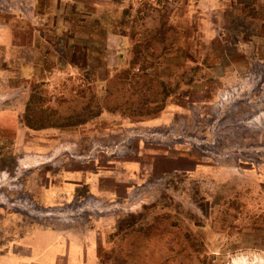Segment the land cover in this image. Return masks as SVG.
I'll return each mask as SVG.
<instances>
[{
  "label": "rangeland",
  "instance_id": "obj_1",
  "mask_svg": "<svg viewBox=\"0 0 264 264\" xmlns=\"http://www.w3.org/2000/svg\"><path fill=\"white\" fill-rule=\"evenodd\" d=\"M4 96L0 264L264 260V0H0Z\"/></svg>",
  "mask_w": 264,
  "mask_h": 264
},
{
  "label": "bare ground",
  "instance_id": "obj_2",
  "mask_svg": "<svg viewBox=\"0 0 264 264\" xmlns=\"http://www.w3.org/2000/svg\"><path fill=\"white\" fill-rule=\"evenodd\" d=\"M247 107L250 109V108H253L254 106L253 105H250V104H247ZM230 113L232 114V116H234V115H237V114H239V110L237 109V108H233V109H231L230 110ZM216 117V116H215ZM232 118V117H231ZM214 119V118H213ZM208 121V120H207ZM235 125H237V126H233L234 127V129L233 130H231L230 132H233L234 133V138L233 139H238L239 137H240V135L243 133V130L244 129H246L244 126H243V124H242V122L240 121V123L238 122V123H236ZM219 128H220V130H226L225 128L223 129L222 127H218V131H219ZM182 129V128H181ZM180 131V130H179ZM184 131V130H183ZM227 131V130H226ZM216 133V132H215ZM229 133V132H228ZM218 135V134H217ZM220 136H222V135H220ZM224 136H225V134H224ZM181 138V137H180ZM184 139V138H183ZM220 139V138H219ZM249 139V138H248ZM190 140V139H189ZM223 141V140H222ZM196 143V142H195ZM216 144V143H215ZM198 145H203V144H198ZM232 145V144H231ZM240 146V145H239ZM247 146V145H246ZM212 149V148H211ZM232 151V150H231ZM217 152V151H216ZM241 151H239V153H240ZM217 154V153H216ZM242 154V153H241ZM218 155H220V154H218ZM221 156V155H220ZM232 157V156H231ZM234 157V156H233ZM40 159L38 158V159H36V157H26V159H24V160H22L21 162H38ZM233 174V173H232ZM258 262H259V264H264V260L263 259H261V258H259L258 260H257ZM240 263H243V264H247L248 262H247V260L246 259H244V257L243 258H239V259H237V261H236V264H240Z\"/></svg>",
  "mask_w": 264,
  "mask_h": 264
},
{
  "label": "crops",
  "instance_id": "obj_3",
  "mask_svg": "<svg viewBox=\"0 0 264 264\" xmlns=\"http://www.w3.org/2000/svg\"><path fill=\"white\" fill-rule=\"evenodd\" d=\"M1 100H2V101H6V100H8V99H7L6 96H4V97H0V101H1ZM5 112H6L7 115H8L9 110L6 109ZM6 122H10L11 124H13V123H14V120H13V118L11 117L10 121L7 119ZM52 252H53V251H52ZM49 256L52 257V256H54V255L50 254Z\"/></svg>",
  "mask_w": 264,
  "mask_h": 264
}]
</instances>
